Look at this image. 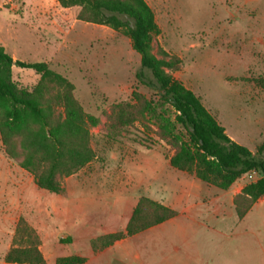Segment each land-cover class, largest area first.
<instances>
[{
	"label": "rangeland",
	"instance_id": "374dc122",
	"mask_svg": "<svg viewBox=\"0 0 264 264\" xmlns=\"http://www.w3.org/2000/svg\"><path fill=\"white\" fill-rule=\"evenodd\" d=\"M147 2L161 28L155 46L182 60L175 77L201 98L234 140L257 152L264 141V0ZM79 11V5L63 7L57 0H0V45L15 59L47 62L74 84L85 112L98 119L90 125L96 156L65 178L62 194L39 188L32 174L6 155L0 138V253L23 216L41 238L46 264L73 254L92 257L84 264L115 259L116 264H141L133 259L134 251L145 264H188L199 254L202 264H264V200L240 220L207 223V208H202L197 216L208 227L185 233L177 231L178 225L141 231L119 249L93 257L90 239L124 230L140 196L174 199L191 174L170 164L173 148L159 137L150 115L123 129L109 126L112 106L134 103V91L152 101L159 96L148 84L153 76L142 68L130 37L78 19ZM39 78L33 69L13 66L20 89L33 90ZM260 176L244 175L233 187ZM189 189L186 200L206 196L198 186Z\"/></svg>",
	"mask_w": 264,
	"mask_h": 264
},
{
	"label": "trees",
	"instance_id": "16d2710c",
	"mask_svg": "<svg viewBox=\"0 0 264 264\" xmlns=\"http://www.w3.org/2000/svg\"><path fill=\"white\" fill-rule=\"evenodd\" d=\"M63 7L80 6L77 18L107 25L128 35L140 54L142 68L151 71L148 84L159 100L133 92L134 103L112 106L109 126L123 129L146 115L158 125V135L173 148L170 164L196 178L228 189L244 175L261 176L245 184L235 195L236 216L242 219L258 198H264V141L257 152L234 140L204 105L201 98L174 72L181 67L179 56L154 44L161 28L147 0H57ZM40 74L31 91L13 81V66ZM143 73H139L141 77ZM74 84L52 70L45 61L15 59L0 45V138L4 152L32 174L39 188L62 194L64 180L96 156L90 125L98 119L88 115L74 95ZM178 214V211L142 195L133 207L124 230L103 233L90 239L94 252L132 236ZM71 238L67 240L70 242ZM65 240V239H62ZM41 238L21 216L4 260L18 264H45ZM85 256H58L57 264H82Z\"/></svg>",
	"mask_w": 264,
	"mask_h": 264
},
{
	"label": "crops",
	"instance_id": "0c3cea01",
	"mask_svg": "<svg viewBox=\"0 0 264 264\" xmlns=\"http://www.w3.org/2000/svg\"><path fill=\"white\" fill-rule=\"evenodd\" d=\"M186 173L188 174V172H186ZM254 173L257 174V172H254ZM189 177H190L189 179H187L183 182V186H182L181 190L174 197V199H171V200L170 199L169 200H167V199H165V200L155 199V200H158V201L176 209L178 211V214L176 216H174V217H172V218H170V219H168V220H166L160 224L154 225V226H152L146 230L158 231L160 229L167 227L168 225H178L177 231L179 230L180 232L185 233V231L187 229H190V228L193 229L195 226H207L208 227L209 225L206 224L205 220H200V218H198V216H197V213L202 208H207L206 209V212L208 215L207 216V221H208L207 223H211L215 219L216 220H222V219H228V218H233V217L240 220L236 216L234 198H235V195L241 191L244 184H239V185H236L233 187V184L235 183L234 182L231 185L232 187L230 186L228 189H222V188H219L215 185L204 182L202 180L201 181L203 183H200L197 179H194L196 177L192 174ZM190 186H192V187L198 186V188L201 190V193L205 192V195H206L205 198H203V200H197L198 198H196L193 201L186 200V198L190 196V194H189L190 193V189H189ZM215 188H218V189H215ZM263 200H264L263 197L258 198V200L252 205V207L246 213V215L249 214L250 212H252L253 210H255V208H257V206ZM136 202H135V204H136ZM135 204H134V206H135ZM131 213H132V211L127 216L126 223L129 220ZM146 230H143V231H146ZM113 231H116V229L106 231V233L107 232H113ZM213 232H215V231H213ZM219 232H222V231H219ZM222 233H224V232H222ZM129 237L130 236H127L124 239L116 241L113 245L105 248L104 250H101L98 252H94L92 250L93 257L101 256L102 254H107V253H109L110 250H112V248H115V247H117L119 249L121 246H123L125 244L124 242ZM191 237L192 236H183V238H186V239H191ZM10 239L12 240V238H10ZM0 241L2 242L3 240L0 239ZM10 245H11V241L9 240L5 245L6 247L4 249H2V251L0 253V264H18V263H8L4 260V256L7 252V250L9 249ZM77 255H79V254H77ZM199 255H201V254H199ZM199 255H197L195 257V258H197L196 262L191 260L192 257L188 258V264H202L201 258L199 257ZM85 257L87 258V260L84 263H87L92 258L91 256H85ZM132 257H133V259L139 260L141 262V264H145L144 262L141 261L140 252L134 251L132 253ZM212 260L213 259H209V263ZM117 261L118 260L115 259L109 264H116ZM46 263H47V261H46ZM84 263H82V264H84ZM55 264H57L56 261H55Z\"/></svg>",
	"mask_w": 264,
	"mask_h": 264
}]
</instances>
